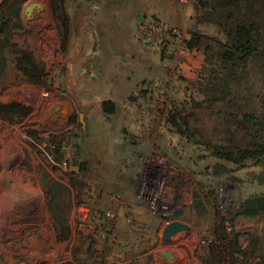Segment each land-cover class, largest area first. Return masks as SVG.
<instances>
[{"label": "rangeland", "instance_id": "rangeland-1", "mask_svg": "<svg viewBox=\"0 0 264 264\" xmlns=\"http://www.w3.org/2000/svg\"><path fill=\"white\" fill-rule=\"evenodd\" d=\"M215 5L64 0L66 45L50 0L6 8L20 20L10 42L44 72L40 82L23 76L14 47L0 45V103L31 107L21 119L0 117V264L75 256L84 264H202L217 212L229 218L228 231L261 232L262 221L238 215L237 205L264 192L251 182L259 168L221 161L212 150L233 146L228 114L249 104L248 85L264 94V83L243 79L234 108L196 88L211 64L188 45L196 31L220 37L209 17ZM220 162L228 167L225 181L216 173ZM47 190L70 225L66 241L56 239ZM173 217L188 229L165 241Z\"/></svg>", "mask_w": 264, "mask_h": 264}, {"label": "trees", "instance_id": "trees-1", "mask_svg": "<svg viewBox=\"0 0 264 264\" xmlns=\"http://www.w3.org/2000/svg\"><path fill=\"white\" fill-rule=\"evenodd\" d=\"M62 0H51L53 12L58 22L59 31L66 45L69 24L56 3ZM19 4V0H4L0 5V45L14 47V64L17 70L33 82H40L43 74L40 65L33 55L25 49H19L10 42L13 29L20 23L17 9L7 12V7ZM264 0H217L212 7L210 18L215 19L219 26L218 34L208 35L193 32L189 47L204 50L210 59L211 67L204 70L205 81L196 86L200 93L210 101H221L223 105L237 106L236 93L238 84L243 79L250 80L252 75L264 83ZM207 64L206 67L209 65ZM205 69V68H204ZM247 106L233 109L228 115L233 117V146L229 144L216 145L213 155L221 161L245 167L248 162L258 167L251 173V182L264 185V94L257 91L253 84L245 89ZM259 100L262 109L250 103ZM31 107L17 101L7 104L0 103V117L16 116L19 119L29 114ZM178 124L176 121L174 122ZM183 125L187 128L186 121ZM224 162L216 164V173L225 181L224 170L228 167ZM235 181V180H234ZM53 191L47 190L48 205L53 220V226L58 241L70 238L71 228L68 220L63 219L60 207L57 206ZM238 215L247 218H258L262 221L261 232L228 231L226 224L229 218L216 213L214 225V240L209 244L208 254L199 255L202 264H264V192L252 193L238 200ZM248 237L247 245L242 244V236ZM66 260L60 264H84L76 260ZM30 264V263H26ZM36 264H52L42 261ZM130 264H138L132 261Z\"/></svg>", "mask_w": 264, "mask_h": 264}, {"label": "water", "instance_id": "water-1", "mask_svg": "<svg viewBox=\"0 0 264 264\" xmlns=\"http://www.w3.org/2000/svg\"><path fill=\"white\" fill-rule=\"evenodd\" d=\"M33 9V5L28 7V11L31 12ZM178 214L181 213V211L177 212ZM187 226L182 223L180 220L176 219L175 217L172 218V221L168 223L165 226L164 233H163V239L165 241L170 240L171 237L176 234L178 231L181 230H187ZM163 253L169 257H173V254L170 251H163Z\"/></svg>", "mask_w": 264, "mask_h": 264}, {"label": "flooded vegetation", "instance_id": "flooded-vegetation-1", "mask_svg": "<svg viewBox=\"0 0 264 264\" xmlns=\"http://www.w3.org/2000/svg\"><path fill=\"white\" fill-rule=\"evenodd\" d=\"M50 1H51V0H50ZM59 3H61V4L59 5ZM56 6L60 7V11H61V13H62V9H63V6H64V0L57 2V3H56ZM51 7H52V11H53V5H52V2H51ZM107 7H109V5H107ZM93 13H94V11H93ZM53 14H54V12H53ZM54 15H55V14H54ZM103 39H104V38H103Z\"/></svg>", "mask_w": 264, "mask_h": 264}]
</instances>
